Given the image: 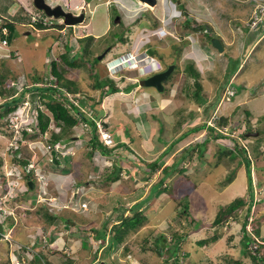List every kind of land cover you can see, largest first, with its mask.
Segmentation results:
<instances>
[{"label": "rangeland", "instance_id": "374dc122", "mask_svg": "<svg viewBox=\"0 0 264 264\" xmlns=\"http://www.w3.org/2000/svg\"><path fill=\"white\" fill-rule=\"evenodd\" d=\"M75 1L62 0L65 4L63 9L66 10L71 7L73 10ZM78 1L79 4H83L82 0ZM118 1L123 2L124 0H108L110 3L108 8L110 10L117 8L122 15H125L121 5L119 8L117 7ZM179 1L181 5L175 9L180 10L181 13L180 15L176 13L177 16H172V14L169 16L170 12L173 13L174 3L164 5L166 12L162 15L164 17L163 26L160 22L152 25L156 19L153 17L157 15V10L150 5L151 9L154 8L151 10L153 17L149 19L150 13L148 16L143 14L141 19L135 20L139 5L134 3L132 6L134 10L125 11L128 14L124 18L126 26L121 27L129 32L130 40L136 34L146 31L150 24L154 30L159 28L161 31L170 32V34L163 36L151 37L150 43L146 45L155 51V56L160 60L163 68L170 64L175 65L161 91L154 87L135 85L136 76L133 79L131 76H124L119 79L118 75L111 78L106 72V58L94 61V55L102 54L101 50L104 43L107 44L113 39L110 29L102 33L106 24H111L112 21L111 18L107 22L104 21L103 16L99 14L104 7L103 4V7L98 11H85V18L82 23H86V25L83 29L88 34L99 36L93 38L92 41L85 40L88 34L81 37L69 35L65 41H60L57 36L50 33L46 37L44 36L43 41L40 40L42 35L37 34L39 32L32 30V33L27 34L24 30L27 29L26 27H19L20 34L16 35L17 30H15L14 35L26 44L25 48L23 46L20 49L21 55L17 59H8L6 52L1 50L0 75L6 74L1 87L6 88L9 94H18L24 81L31 82L33 80L32 74H38L39 77L47 76L50 60L59 59L57 53L63 51L62 47L68 43L69 51L78 65L70 67L59 61L62 64L59 65L62 72V79H59L60 84L63 89L75 91L73 93L76 94H71L70 97L75 98L80 108L88 115L93 114V112L86 106V103L92 104L97 101L98 108L102 110L96 120L99 137L103 142L102 134L104 132V134L109 133V138L104 140L105 143L109 147L116 146L109 154H104L98 149L89 154L91 148L89 139L92 134L89 132L88 125H84L81 120L76 126L68 129L67 134L61 136L59 140L61 145L69 142L65 144L67 150H73L74 154L65 156L62 161H59V165L56 162L52 164L49 162L46 169L57 174L66 171L71 172V183L74 186H70L75 187V189L78 187L81 195L78 201H74L72 208L60 210L56 217L53 216L55 230L65 232V234L61 233L64 240L65 235H68L66 233L69 232L66 230H70L72 234L68 235L66 242L62 243L61 246L58 244L59 248L49 250L50 254L55 257L51 255L50 260L46 258L45 264H101L103 261H105L104 264H175L172 261V253L175 250L168 247L171 245L170 239L174 233L183 235L179 249L181 264H237L234 260L238 259L241 262L238 264H242L244 261L250 262L249 257H241L239 251V244H242L240 223L244 216L245 205L240 213H236V219L224 223L222 226L221 224L214 226L211 221L220 206L230 202L233 198L243 196L245 200L248 199L245 164L239 155L230 158L224 152L225 150L242 148L241 145H244L249 152H252L251 146L257 145L260 153L256 156L251 154V175L257 186L260 179L262 181L259 185L263 186L264 184V38L256 43V38L248 42L247 34L256 37L258 33L256 30L248 28L252 8L250 4L246 7L244 0ZM94 2H90L88 8L92 7ZM215 2H219L217 5L219 9L210 13L207 10L208 5H215ZM128 3H130L129 0L123 6L129 8ZM16 5L15 3L10 6L7 4L9 6L8 13H12ZM30 5H34L33 0H30ZM30 5L24 8L22 2L19 3V6L27 9V11H29ZM157 5L161 6V0H157ZM236 5L243 7L244 11L239 14V18L234 19L230 13L237 10L236 7L238 6ZM0 6L2 7V5ZM140 6L142 7L141 4ZM144 11L148 12L149 9ZM247 12L248 15H246ZM3 15L11 18L7 14ZM25 20L28 21V17ZM130 20L135 22L134 25H131L133 21L130 22ZM202 26L206 27L207 34L209 33L217 39L220 38L224 49L221 52L215 50L222 56L214 57L204 52L205 46L211 47V45L201 29ZM142 27L144 30H141ZM29 29L30 27H28ZM221 29L226 30V37L231 41L230 46L227 44V40L220 36ZM127 31H124V34ZM262 33L264 32L260 34ZM160 34L162 33L160 32ZM138 38L139 36L135 38L136 41ZM123 39L127 41L128 38L123 35ZM34 40L35 42H33ZM130 42H128V46ZM17 43L18 41H15V44ZM51 43L56 44L54 52L51 48L48 49ZM86 44H88L87 52L81 53L80 51ZM2 59L3 61H1ZM189 63L196 71L193 76L187 68ZM92 65L93 69H90ZM61 68H66V70L62 71ZM234 71L235 74L232 75ZM133 72L127 71L125 74ZM95 74L101 79L109 77L113 79L118 90L100 97L99 94L102 92L92 86L93 83L95 84ZM68 80L74 83L69 82L68 85ZM40 81L43 79L41 78ZM197 81L202 87L201 90H197ZM7 82L9 83L7 84ZM226 83H231L241 92L238 94V100L235 98L230 102L220 104L217 100ZM125 87H129V91L126 92ZM107 89L106 85L103 92H106ZM241 93L244 95L243 97ZM27 96L29 95L27 94ZM7 97H0V102ZM27 98L30 99V97ZM210 102L216 103L208 113L205 112L204 106L212 105L209 104ZM26 103L27 105L23 106ZM33 108V103L24 102L18 107V114L11 115L10 119L17 116L18 124L24 123L23 128L25 129L36 126V113H33ZM43 111L48 110L43 107ZM222 113L227 117L226 123L222 125L230 127L228 132L232 134L231 139L229 137L228 140H209V145L205 150L202 147L201 152L196 145L205 140L208 132L196 133L187 140L181 139V142L173 143L174 138H177L189 126L205 124V118L208 119L209 114L210 117H215V115H222ZM22 121L23 123H21ZM179 121L183 123L178 124ZM50 124L53 126V122ZM231 129L234 132H231ZM245 130L246 132H258V134L246 137L243 136ZM12 131L6 125H0V181L2 179L3 157L7 163L6 157H11L15 153L13 149L20 148L22 154L19 153V155L30 158L31 162L36 165H40L42 159L49 161L50 151L47 152L46 149V143H50L49 141L35 136L33 138H21L25 141L18 143L19 140H15L17 138L13 137ZM168 145H172V147L163 153ZM61 150L65 151L64 149ZM155 159H159V166L149 172L147 163H152ZM173 164L175 165L174 170L157 188L159 192L155 194L157 196V199L154 200L155 204L148 202L150 200L148 197L143 200L149 189L161 178L162 168L170 167ZM114 165H121L120 177L114 180L112 184L110 183V187L106 185V182H95L104 178ZM76 181L82 185H76ZM103 181L108 180L105 178ZM94 182L97 186L93 185ZM54 185L48 188V191L50 195L56 196L57 192ZM1 191L0 186V194ZM89 191L96 193L89 196ZM32 192L33 189L24 192L27 205H30L35 198L36 192L34 191L33 194ZM256 192L254 191V194ZM256 197H260V199L255 203V207L251 208L250 217L257 218L254 220H257L254 223L260 230L257 237L263 236L264 238V190L259 195L256 194ZM22 198L23 196L18 197L15 203L20 204ZM151 198L153 199L152 196ZM139 201H142L139 207L141 211L139 226L135 230L127 229L126 232L129 233L124 237L123 242L116 243L112 249H106L105 239L102 241V239L96 238L92 228L98 229L107 222L109 230L112 231V222H117L112 221L113 216L109 218L112 207L121 204L124 207V214H129V207ZM12 202L13 200L10 203L12 204ZM179 202L181 205H187L188 213L195 218L194 223L197 227H194V224L186 217L181 216L179 218L177 216ZM20 207L17 208V210L20 209V213H23L21 219L19 217L20 222L25 226L32 222L33 232L41 218L45 221L43 222L44 227L50 226L48 223L52 220L50 222L47 220L46 216L50 214L44 213L43 205L39 204L37 207L36 210L41 211V214L36 219L33 212L24 208L26 206L21 205ZM66 217L67 219H65ZM2 223L8 227L11 221L2 220ZM19 225V223L14 224L13 233L16 232L18 238L28 240L27 234L24 236L23 232L19 231ZM252 226L253 220H250L246 224V229L251 230ZM214 234L218 236L215 241L205 244L197 242L203 238H210ZM152 241L161 242L158 248H163L162 255H158L153 248H149L153 245ZM99 243H103V245L99 246ZM4 247L6 244L0 242V253L4 251ZM42 251L40 253H43ZM44 251L48 250L44 249ZM124 252H126L125 255ZM128 260L130 261L127 262ZM0 263L6 264L3 261Z\"/></svg>", "mask_w": 264, "mask_h": 264}, {"label": "trees", "instance_id": "16d2710c", "mask_svg": "<svg viewBox=\"0 0 264 264\" xmlns=\"http://www.w3.org/2000/svg\"><path fill=\"white\" fill-rule=\"evenodd\" d=\"M264 1V0H263ZM22 8V7H21ZM249 25V24H248ZM8 27L9 30V34L7 35V40L8 43H11V39L15 34V30L12 23L9 22L8 19H3L0 22V27ZM38 27H40V25H38ZM251 30H256V32L258 33V35L264 31V20L257 24L256 27L250 28V26L248 27ZM196 29V28H195ZM204 31L205 36L207 37V41L210 44V39L212 37L211 34H207L206 32V27L201 28ZM257 35V36H258ZM247 40L248 42L253 41V38H256L253 35H249L247 34ZM92 37H85V40H90ZM122 40L123 36L120 38ZM67 43V41H66ZM65 43V44H66ZM87 46L88 44L85 45V47H83V49L80 51L81 53H86L87 52ZM69 45L67 43V45H64L62 48L64 49L63 51H60V53L58 54L59 59H52L49 62V73L51 75H53L54 77H56L58 80L62 79V75H61V71L59 68V65L64 63L67 66L70 67H75L76 65H78V63L76 62L74 56L70 53V49H69ZM14 48H11V55H14L13 52ZM3 61V59L1 60ZM61 61V62H59ZM94 61H97L96 58H94ZM61 64V65H62ZM175 66V65H174ZM90 69H93V65L90 66ZM188 69L191 71L192 67L189 65ZM62 71L66 70V68H61ZM96 75V74H95ZM193 76V73H192ZM6 77V74H1L0 75V97L2 96H9L7 98H5L3 101L0 102V125L3 124V126H5L7 124V116L9 115V113H11L19 104V102H21L24 99L25 94L28 92L29 96H30V100L31 101H37V102H41L48 110L49 113H44L41 110H37L38 113V128H39V132H34V133H29L26 131V129L22 130V135L26 138H33L35 136H39L41 138L44 139L45 135H49L50 139L49 141L52 142H56L57 140H59L61 138V136L63 134H67L68 129L72 128L73 126H76L79 121L81 120L82 123H85L86 125H88L89 127V132L90 134H92L91 138L89 139V142L91 143V148L89 151V154H91L92 152H94L96 149L100 150V152H103L104 154H109L112 152V150L114 148H116V146L114 147H109L107 144H105L104 142L101 141L100 137H99V133H98V129H97V118H99V115L101 114L102 110H100L97 106V101L93 102L92 104L90 103H86V106L90 109V111L93 112V114L88 115L84 112L83 109H81L78 105H76L74 102H72V99L68 96V94H66L65 91H63V89H61V84H56L55 86L52 87V85H48L45 83H42L40 81V79H47L45 77H39L38 74H32L31 78L33 79L32 81H36V82H41V84L38 82V84L36 85H25L22 90L20 92H18V94H9L7 89L1 87V85L4 83V79ZM95 84L93 83V88L94 89H99V92H102L100 95V97H102L105 94H110L113 93L115 91L118 90L117 85L114 83V81L111 78H104L101 79L99 78L97 75L95 76ZM69 82L74 83L71 80H68L67 84L69 85ZM9 82H7L8 84ZM107 85L108 89L107 91L103 92V88ZM196 85L198 86L197 90H201V85L199 83V81L196 82ZM126 92L129 91V87H125L124 89ZM67 91V89H66ZM71 92V91H70ZM75 92V91H73ZM72 92V93H73ZM75 94V93H74ZM198 96V95H197ZM213 105V104H212ZM208 106L206 107V111L208 112L210 107L212 106ZM51 119V121H50ZM226 117L225 116H220L219 118H217L215 120V123L218 125H222L224 123H226ZM53 122V127L52 129L49 128V124ZM180 122V123H179ZM178 124H182L183 122L179 121ZM203 130H205L206 132H208L207 137L205 138V140L199 144L196 145L197 148L200 150V152L202 151V147L207 148L208 141L210 140H219V139H229V135L228 134H224L219 132L217 129H215L213 126H206L204 123H200V124H195L192 126H189V128H187L185 131H183L177 138H174V142L173 143H177V142H181L182 140H187L189 138H191L193 136V134L195 135L196 133H200ZM244 136V135H243ZM243 138V137H242ZM231 139V137H230ZM123 144V143H120ZM172 147V145H168L167 147H165V149L163 150V153H166L167 150H169ZM242 148H235V149H227L224 152L227 154V156H229L230 158H234L236 155H239L241 157V160H243L244 164H245V170H246V176H247V184H248V199L245 200V198L243 196H237L235 198H233L230 202L220 206V208L216 211L211 223L212 225H219L221 224L224 225V223H228L231 220L236 219V213L238 212V209H241L242 207H244L245 205V212H244V216L241 220V225L240 228L242 229V244H239V251H240V256H247L249 257L250 262H243L242 264H264V238L263 236H259V239L262 241H259L258 239H255V241L253 240L250 232H248L246 230V228L244 227V224H246L247 222V215L249 213V210L251 208L252 202H253V192H252V178H251V173H250V168L252 166V162H251V154L253 156H256L258 153H260V151H258L257 149V145L256 146H251L252 147V152H249L246 147L244 145H241ZM189 148V147H188ZM11 150V149H9ZM8 150V151H9ZM16 156L17 157H12V159L20 164H24L26 162V159L24 157V155H19L22 154L20 151V148H16L13 149ZM238 152V154H237ZM247 153H249L250 158L248 157ZM218 155H220V153H218ZM221 156V155H220ZM182 158V157H181ZM181 160V159H180ZM180 160L178 161L180 163ZM54 162H57L56 159H54ZM148 167L147 170L149 172H152L155 168H157L159 166V159H155L152 163H147ZM174 164L171 165L170 167H163L162 168V176L161 178L154 183L153 187L151 188V193L150 196H152L153 198L156 197L155 194L159 192V190H157V188H159L161 186V183L164 181V179L174 170ZM121 169V165L117 166L114 165L113 169L104 177V178H100L99 181H95V182H106L107 186H109V184L118 179L119 176V172ZM108 180V181H103V180ZM262 179H260L258 181V184L261 183ZM111 186V185H110ZM109 186V187H110ZM96 192L92 193V191L88 192L89 196H92L93 194H95ZM118 198H120L119 196H117ZM129 214H124V207H122V205H116L112 207V213H110L109 218L111 216H113L112 221H117L116 223L112 222V231L109 230L108 226H107V222L100 228L98 229H94L92 228V230L94 231V235L96 238H100L102 239V241L105 239L106 241V249L112 248L115 246V244L123 242V240L125 239L124 237L129 233H127V229H136L141 222V218H140V213L141 211L139 210V202L135 203L134 205L129 207ZM242 210V209H241ZM39 211V210H38ZM41 212V211H39ZM47 211L44 210V213H46ZM49 216V217H48ZM186 217V219H189V221L195 225L194 221L195 218L190 217L189 218V213H188V207L186 204L181 205V203H178V217ZM47 220L50 222L51 220H53V215H47ZM188 217V218H187ZM67 219V217L65 218ZM256 222V221H255ZM256 225V224H255ZM197 227V226H196ZM253 231L254 234L258 236L259 231L258 230V226H253ZM108 235V238L106 239V236ZM110 235V236H109ZM217 235L214 234L212 235V237L210 238H203L198 240L197 242L200 244H205V243H210L211 241H215L217 239ZM165 238V237H164ZM183 239V235L179 234V233H174L172 238L170 239V246L169 249L173 248L175 251L172 253V257L170 256V258H172V261L175 264H181L179 261V245L181 243ZM256 242L257 243V253H253L252 249L249 247V243L250 242ZM153 245L152 247L150 246L149 248H153V250H155V252L158 255H162V251L163 248L161 247L160 249L159 244L161 243L160 241H152ZM103 245V243H99V246ZM125 249V248H124ZM128 250V248H127ZM8 251V248H5L3 252L0 253V262H6V264H8V256L6 255ZM126 252H124L125 255ZM128 253V252H127ZM53 255V254H52ZM35 258H37L36 254L34 255ZM54 256V255H53ZM43 257H46V254H43ZM55 257V256H54ZM169 258V257H168ZM235 263H241L240 259L238 260H234ZM53 263V261L51 262ZM1 264V263H0ZM3 264V263H2ZM119 264V263H118ZM120 264H124V263H120Z\"/></svg>", "mask_w": 264, "mask_h": 264}, {"label": "clouds", "instance_id": "9594fccd", "mask_svg": "<svg viewBox=\"0 0 264 264\" xmlns=\"http://www.w3.org/2000/svg\"><path fill=\"white\" fill-rule=\"evenodd\" d=\"M46 1L48 3H50L52 6H54L55 4L59 3V4L62 5V7H65V4H64V2H62V0H46ZM127 1L128 0H124L123 1L124 3L118 1V6L117 7L119 8V6L121 5V8H122V11L124 12V14L125 15H128L125 11H127L128 9L130 11L131 10H134V9H132V6L134 5V3H137L139 5V9L137 11L138 12V15H137V17H136L135 20H138L139 18L141 19L143 14H146L147 15V11H144V9H149V11L151 12V16L149 18H152L153 17L151 10H153L155 8V10L159 11L160 12V15L158 16V18H157V15H154V18H156L157 20L155 19L152 25H154L155 23H158V22H160V24L162 26L164 25L163 24V18L164 17L161 16V15H164L165 12H166L165 11V7H164V5L166 3L167 4L168 3H174V8L172 7L173 13H178V15H180V13H181L180 10H176L175 9V7H177L178 5L179 6L181 5L179 0H174V1H171V0H161V6H158L157 5V0H156V2H155L154 5H150L147 2H144V1H141V0H129L130 1V3H128L129 4V8L123 6V5L127 4ZM140 4L142 5V7L140 6ZM149 5L150 6H153L154 8L152 7L153 9H151V7ZM30 6H31V9H29V11H27V9H24L25 10V13L24 14L28 17V21L27 20L23 21V19H22V22L23 23H19L20 26L17 25V22H15L13 19H11V18L9 19L8 17H5L4 15L3 16L0 15V19L1 20L8 19L9 22L12 23L14 29L18 28V30H19V27H26L27 30H28V27H30V29H29V32L30 33H32V30H34L36 32H39L37 34H42V33H45V34L50 33L51 35L54 34V36H57L58 39H60V41H65L66 37L69 36V35L70 36L72 35L73 37H81V36H84V35L88 34L83 29L85 27L86 23H82L83 20H84V18H85V11L86 10L79 11V12H74L75 15H78L80 12H84V17H83V20L81 22L74 23V24H71L70 25V24H66L64 22V18H63L59 23H53L52 25H44V24H42L41 22H38V21L33 22L32 19H31V16L32 15H36V14H39L42 17H44V16L45 17H55V16H53V15H47L42 9H38L34 5H30ZM251 7L253 8V4H251ZM140 10H143V11L140 12ZM87 11L92 12L89 9H87ZM118 11H119V9H118ZM26 16H25V19H26ZM169 16H170V13H169ZM133 20H130V22L133 21ZM134 23L135 22L133 21V23H131V25L132 24L134 25ZM38 25H40V27H38ZM152 25L150 24V27L147 28V30L144 31L143 33H139L138 35L136 34V36L133 39H131V40L129 39L130 36L128 35V33H129L128 31L126 32V34H124V36H126L128 38L127 41H125V40L123 41L121 39H117V40L113 39V40H110L112 42V48L109 49V50H107L104 54H100L101 55V58H99V59L106 58V65L105 66H106V72H107L108 76H110L111 78H114V76H117L118 75L120 77L119 79H121V77H124V76L125 77L126 76H131V78L133 79V77L136 76L135 77V80H134V84L135 85L136 84L137 85L139 84V85H142L144 87H152V86H145V85H143L141 83V80L144 79L145 77H148V76L154 74V73H157V72H160V71L166 69L168 65L166 66V68H163L160 60L155 56V51L153 49L151 50L150 48L146 47V45L150 43L151 37H153V36H156L157 37L159 35H162L163 36V35H166V34H170V32L168 33L164 29H163L164 31L159 30V28L157 30H154L152 28ZM63 27L66 28V32H64V34H62V32H61V29ZM3 28L6 29V32L5 33H2V36L1 37H4L7 40V35L9 34V30H8V27H4L3 26ZM52 30H53V32H50ZM141 30H144L143 27L141 28ZM73 32L76 35H74ZM160 32L162 34H160ZM137 36H139L138 41H136V39H135ZM89 37H92L90 39V41H92V39L95 38L96 36H93L91 34H88L87 35V38H89ZM97 37H99V36H97ZM212 37H214V36H212ZM13 38H14V36L11 39V43H8V40H7V44L5 45V47H3V48L1 47L0 48V53H1V50H3L4 52H6V54L8 56L6 58H8V59L9 58L17 59L19 57V55H21L18 50H14V52H13L14 55H11V48H12L11 45H12ZM33 42H35V40ZM128 42H130V45L129 46H128ZM105 44L106 43H104V45ZM104 45H103V47H104ZM210 45H211V43H210ZM211 47H212V45H211ZM94 56L95 57H93V58L98 59V56L99 55H94ZM189 65L192 67L191 63H189L187 65V68H188ZM173 66H174V64H173ZM174 67H173V70H174ZM127 71L128 72L129 71H134V72L133 73H130V74L129 73L128 74H125V72H127ZM191 72L193 73V75L196 72L193 67H192ZM171 73L169 74V76L171 75ZM138 74H141V76H138ZM169 76L166 79L162 80L163 87H164V82L167 81V79L169 78ZM38 82H36V81H31V82L24 81L21 84L20 91L22 90V88L25 85H33V84L36 85V84H38ZM41 82L42 83H45V84H48V85H52V87L55 86L57 83L60 84V81L56 77H54L53 75H51L50 73L47 74V79H45V80L43 79V81H41ZM41 82H39V83L41 84ZM228 88H231L233 90V93L230 95V100L229 101L225 100V96L227 95L226 90ZM61 89H63V86H61ZM63 91H65L66 94H68L69 97L71 96V94L72 95H75L76 94V93L74 94V93H72V92H70L68 90L66 91V89H63ZM27 94L29 95V93L27 92L25 94V96H24V99L21 102H19L18 106L11 113H9V115L7 116V123H8L9 117L11 115H17L18 114V110H17L18 107L20 105H22L24 102L29 101L30 103H33V106H34L33 113L34 112L36 113V115H35L36 126H32L30 128V130H26V131L29 132V133H34V132L40 133L39 132V128L37 126L38 125V113H37V110L39 109V110H41L44 113H46V112L49 113V112L48 111H43V107L45 109H47V108L40 101L37 102V101H31L30 99H28L27 97H30V96H27ZM235 96H236V89H235V87L232 86L231 83H228L223 88V91L221 92V95H220V97H219V99L217 101L220 102V104L221 103L222 104H225V103L230 102L231 100H233ZM70 98L72 99V102H74L76 105L79 106V103L76 101L75 98H73V97H70ZM215 103H213V105L210 107V109L211 108H214ZM209 104H212V103L210 102ZM25 105H27V103L24 104L23 106H25ZM208 106H210V105H208ZM208 106L207 105L204 106L205 107L204 109H206V107H208ZM210 109H209V111H210ZM209 111H208V113H209ZM210 114H209V118L208 119H207V117L205 118L206 119L205 125L206 126H213L219 132L224 133V134H228L230 137H232L231 136L232 134L228 132V129L230 128L228 125H225V126L224 125H221L220 126V125H218V124L215 123V120L217 118H219L220 116H225V114L222 113V115L221 114H219L217 116L215 115L216 118L213 117V116L210 117L211 116ZM212 120H213V122H212L213 124L210 125V123L208 121H212ZM50 121H51V119H50ZM83 124L86 125L85 123H83ZM6 126H7V124H6ZM52 127L53 126L51 124H49V128L52 129ZM97 128H98V126H97ZM223 128H226V130L224 132L221 131V130H223ZM232 130L233 129H231V132H234ZM202 132H206V131L203 130ZM249 132H253V131H249ZM104 133L102 134V136H103L102 138H103V142L105 143V141H104L105 140L104 139V137H105ZM245 133H246V130L244 131V136H246ZM106 134H108V136H109V133H106ZM247 136H250V135H247ZM49 137H50L49 135L47 137L45 135L44 140L49 141V139H50ZM26 138H29V137H26ZM59 140H57L56 142L49 141L50 143H46V145H47L46 146L47 152L50 151V153H49V159L48 160L51 162V164L54 162V159H56L57 160L56 163H58V165H59V161H62L65 158V156H67L68 154H70V155H73L74 154V151L73 150H71V151L67 150V147H66L65 144H68L69 142H66L65 144L61 145V143H60ZM20 142H22V141L19 140L18 143H20ZM105 144H107V143H105ZM70 148H72V147H70ZM61 149H64L65 151H62ZM247 155L250 158L249 153H247ZM14 156L17 157L15 153L13 155H11V157H6L7 163L5 162V159L3 157L4 163L2 165V173H1L2 174V179L0 181L1 182V185H2V187H1V189H2L1 193L5 190L3 188V185H4L3 182L5 181L6 171L9 169V164L11 162H14L15 164H17L21 169L23 168V173H22L21 179L19 181L20 187H19V190H18L16 196L8 199V201L6 202L7 207L9 209H11V213H8L5 216L4 219H0V225L2 227L1 230H0V235H2L3 233H6V232L9 233V235H10V237L12 239L13 244H15L16 246L18 245L19 246L18 248H24V245H28V244L31 243L32 248L34 250V253H33V257L31 258L29 264H45V260L47 258V255H52V254H50V251L49 250H52L53 248H56V247L59 248L58 247V244L61 246V244L66 241V238L69 237L68 235L71 232L70 233L69 232L66 233L68 235H65V240H64L63 238H61V236H62L61 233H63V232H61L59 230L58 231L55 230V232H53V229H54L53 226L44 227L42 225V226L36 227L35 230H34V232H31V233L28 234V235L31 234L30 237L28 236L29 237V238H27L28 240H25V241L19 240L18 238L15 237V235L13 233V230H14V224H16L21 219V215L23 213H20V209L17 210V208H21L20 206L22 205V206H26V207H24L25 209L30 210L32 204H35V207H39V204H41V205H43V208L47 211V213H49L50 215L52 214L54 217H56L58 215V212L60 210H63V209L66 210L67 208H72L73 207L72 204L74 203V201L75 200L78 201L79 199H73V197H71L72 200H71V198L69 200H63L60 195H57V194H56V196L55 195H50V193L48 191V188H50L49 187L50 179L48 177V173L44 170L43 164H42V162L45 159H42L40 165H36L35 163H33V166L35 168H38L40 170V172H43L45 174V178L47 180L46 192H45V194H43V197L41 198L39 196L38 183H37V180H36L35 175H33L31 173H27V174L24 173V169L29 164V162H31V159L28 158V157H26V156H24L25 159H26V162L24 164H20V163L14 161L12 159V157H14ZM0 165H1V163H0ZM250 173H251V168H250ZM32 177H34L35 179H33ZM251 178H252V175H251ZM29 180H31L32 183H33V187H32V188H34L33 189V192L34 191L36 192V195H35L34 200H32V202H31L30 205H27L25 203V197H24V201H22L23 198L21 199V203H20L21 205L20 204H16L15 203V200H17L18 197L23 196L25 190H29L30 189V187L28 185V181ZM24 181H27V182H24ZM94 184H96V183L94 182ZM255 188L256 189H261V191H263L264 190V184H263V186H260L259 184L257 186V184L254 183V180L252 178L253 202H252L251 208L255 207L254 206L255 203L260 199V197H258L259 198L258 200L255 199V196H254V189ZM77 189L78 188L74 189V191H79ZM49 197H55V200L53 202H50ZM12 200H13V202L11 204L10 202ZM63 203L66 204V206H62ZM251 208H250L249 213H248V215L246 217V219H247L246 224L250 222L248 220V217L251 216L250 215ZM241 209L238 210L239 213L242 211ZM19 217H20V219H19ZM255 219H257V218L254 217V218L251 219V220H253V226H256L255 223H254L255 222L254 221ZM2 220L3 221H11V224L8 227H6L2 223ZM54 220L55 219H53L49 223V225L50 224L51 225H54L55 224V223H53ZM246 224H244V227L245 228H246ZM240 225H241V223H240ZM214 226H217V225H214ZM253 226H252V228H253ZM48 229L50 230L49 236H47L46 242H42L41 231H47ZM253 233H254V231H253ZM255 236L257 237V235H255ZM107 238H108V235L106 236V239ZM255 239L256 238H253L254 241H255ZM257 239L259 241H262L258 237H257ZM59 241H62V242H59ZM0 242L1 243H5L6 244V248H8V251H7V254L6 255L8 256V264H10V262H9V253H11L12 251L15 252L14 250H16V249H14L13 247H11L9 245V242L6 241V240H0ZM250 243H249V247H250ZM44 249H46L48 251H44ZM41 250H43L42 251L43 253H40ZM44 253L46 254V257L45 258L43 257V254ZM253 253H257V249H256V252H253ZM35 254H36L37 258H35V256H34ZM98 254H101V253L98 252ZM47 260H50V259L47 258ZM129 261L130 260H128L127 262H129ZM50 262H52V261H50Z\"/></svg>", "mask_w": 264, "mask_h": 264}, {"label": "built area", "instance_id": "2783aa9c", "mask_svg": "<svg viewBox=\"0 0 264 264\" xmlns=\"http://www.w3.org/2000/svg\"><path fill=\"white\" fill-rule=\"evenodd\" d=\"M251 1V4H253V8H252V13H251V20L249 21V26L250 28L256 27L257 24L261 23L264 20V1L263 0H248ZM31 19L33 22L38 21L41 22L44 25H52L53 22H51L47 17H42L39 14L36 15H32ZM1 22V19H0ZM6 29L3 27H0V48L5 47V45L7 44V40L2 36V33H5ZM62 34H64V32H66V28L63 27L61 29ZM74 35H76L73 32ZM227 95L225 96V100L229 101L230 100V95L233 93V90L231 88H228L226 90ZM11 117V116H10ZM8 120L7 123V127L12 131L13 129V137L17 138L15 139L17 140H21L22 142L25 140H22L21 138L22 136V130L25 129L23 128V121L21 123H23L22 125L18 124L17 122V116H14V119L11 118ZM216 118V117H215ZM210 123V125H212V121H208ZM17 124V125H16ZM22 126V127H21ZM12 129H11V128ZM26 130H30V127H26ZM220 130V129H219ZM226 130V128H223V130H221L222 132H224ZM24 138V137H23ZM106 138H109L108 134L107 136L104 137V139L106 140ZM23 173V168L21 169L17 164H15L14 162H11L9 164V169L6 171V175H5V181L3 182V188L5 189L1 194H0V219H4L5 216L8 213H11V209H9L7 207L6 202L8 201V199L16 196L20 184L19 181L21 179V175ZM24 173H31L33 175H35L37 183H38V190H39V196L42 198L43 194H45L46 192V184H47V180L45 178V174L43 172H40V170L38 168H35L33 166V163L29 162V164L25 167L24 169ZM0 186L1 182H0ZM254 191H257L254 196L255 199H259L258 197H256V194L258 195L261 192V189H254ZM50 202H53L55 200V197H49ZM53 204V203H52ZM62 206H66V204H62ZM51 209V208H50ZM251 217H248V220L250 221ZM248 232H250L251 236L253 238L257 237L255 236V234L253 233V228L251 230L247 229ZM50 230L48 229L47 231H41V235H42V242H46L47 236H49ZM0 240H6L9 242V245L11 247H13L15 252H11L9 253V262L10 264H29L31 258L33 257V253L34 250L32 248L31 243L28 245H24V248H18L19 246L13 244L12 239L9 235V233H3L2 235H0ZM250 248L252 249L253 252H256L257 249V243L256 242H251L250 243Z\"/></svg>", "mask_w": 264, "mask_h": 264}, {"label": "crops", "instance_id": "0c3cea01", "mask_svg": "<svg viewBox=\"0 0 264 264\" xmlns=\"http://www.w3.org/2000/svg\"><path fill=\"white\" fill-rule=\"evenodd\" d=\"M20 2H22V4H23V7H25V8H27V7H29V6H27V5H30V0H24V1H20V0H12V2H11V0H0V5H2V7L0 6V15H2L3 16V14H7V15H9V17H11V19H13L15 22H17V25H19L20 26V24L19 23H23L22 22V19L23 18H25V10L23 9V8H21L20 6H19V3ZM13 3H15V4H17L16 5V7L13 9V11H12V13H8L9 12V6L11 5V4H13ZM218 3L219 2H215V5H208V7L209 8H207V10H209L210 11V13H213V12H215V10H218L219 9V6H217L218 5ZM235 3H236V1H235ZM238 3V2H237ZM248 3V4H247ZM7 4L9 5V6H7ZM244 4L246 5V7L250 4V7H251V1H248V0H244ZM204 5V4H203ZM242 5V4H241ZM236 6H238V7H236V11H233L232 13H230V15L235 19V18H239V14H241V13H243V11H244V8L243 7H241L240 5H236ZM243 6V5H242ZM252 8V7H251ZM29 9H31V6H30V8ZM99 14L100 15H102L103 16V18H104V21H108L109 19H110V14H109V11H108V9H107V7H103V9H102V11H100L99 12ZM172 14V16L173 15H175V16H177V14L176 13H172V12H170V15ZM217 14V13H216ZM249 13L247 12V14L246 15H248ZM160 15V12L159 11H157V18H158V16ZM162 16V15H161ZM160 16V17H161ZM7 17V16H6ZM23 17V18H22ZM150 16H148V18H149ZM154 18V17H153ZM10 19V18H9ZM26 19H27V17H26ZM150 19V18H149ZM23 21H25V19H23ZM16 28V27H15ZM109 28V24L107 23L106 24V26H105V28H104V30H103V32L102 33H104V31L105 30H107ZM208 29H210V28H208ZM16 35L17 34H20V31H18V28H16ZM24 30H26V32H27V34H29L30 32H29V30H27V29H24ZM25 31L23 32L24 34L26 33ZM215 32H217V31H215ZM264 32V31H263ZM101 33V34H102ZM101 34H98V35H101ZM221 35L220 36H222V37H224L226 40H227V44L230 46V43H231V41L226 37V30H223V29H221V33H220ZM16 35H14V38H13V40H12V45H11V47L12 48H14V49H17L19 52H20V49H21V47H23L24 46V48L26 47V44H24V43H22L19 39H18V37L16 36ZM40 35H42V36H40V40H43L44 41V38L46 37L45 35H47V34H45V33H42V34H40ZM45 36V37H44ZM97 36V35H96ZM217 36V35H216ZM218 37V36H217ZM224 38H222V39H224ZM261 38H264V33H262V34H259L257 37H256V40H255V43L257 42V41H259ZM219 40H220V38H219ZM15 41H18V43L17 44H15ZM221 41V40H220ZM53 42V41H52ZM254 43V44H255ZM55 46H56V44H54L53 45V43H51V45H49V47H48V49H50L51 48V50L54 52L55 51ZM207 48V49H206ZM224 48V47H223ZM205 49H206V51H205ZM205 49H204V52H207V53H209L210 55H212V56H214V57H217V55L218 56H222L219 52H217L213 47L211 48V47H207V46H205ZM215 50V51H214ZM199 52H202L201 50H198ZM57 54H59V52L57 53ZM213 57V58H214ZM192 60H193V58H191ZM235 74V71L233 72V74L232 75H234ZM231 75V76H232ZM229 80V79H228ZM229 82H230V80H229ZM227 84V83H226ZM235 87V86H234ZM235 89H236V87H235ZM254 90V89H253ZM241 92V90H237L236 89V96L234 97V99L235 98H237V100H238V98H239V96H238V94ZM255 92H256V90H255ZM242 94V93H241ZM221 95V94H220ZM244 95L242 94V97H243ZM256 96H258L257 94H256ZM241 97V96H240ZM213 98V97H212ZM211 98V99H212ZM207 101V100H206ZM205 101V102H206ZM204 102V103H205ZM50 161H43V168H44V170L48 173V177H49V179H50V182H49V187H51V186H53L54 185V183H55V185H54V187H55V189H56V192H57V195H60L61 196V198L63 199V200H69L71 197H73V199H79L80 198V195L81 194H79V191H74V189H75V187L74 188H72L70 185H73V183H71V181H72V179H71V175H72V173L70 172H68V171H66V172H63V173H51L52 171H50V170H47L46 169V165L49 163ZM50 164H51V162H50ZM56 169V168H55ZM54 181V182H53ZM24 182H27V181H24ZM78 182L79 181H76L75 183H76V185H82V183L81 184H78ZM93 184V183H92ZM93 185H96L97 186V184H93ZM92 185V186H93ZM74 186V185H73ZM110 186V185H109ZM78 188V187H77ZM31 189H34V188H30L29 190H31ZM70 189V191H68ZM29 190H28V192H29ZM77 190H79V188L77 189ZM90 192V191H89ZM150 193H151V189H149V192H148V194L146 195V197L143 199V200H145L147 197L148 198H150V200L148 201V202H152L153 204H155V201L154 200H156L157 199V196L156 197H154L153 199L151 198V196H150ZM32 194H33V192H32ZM24 195H23V199H22V201H24ZM72 199V198H71ZM142 200V201H143ZM142 201H139V207H140V205H141V203H142ZM37 209V207H35V204H32V206H31V209H30V211L31 212H33V216L35 217V219L38 217V215L39 214H41V212H39L38 210H36ZM140 210V209H139ZM216 213V212H215ZM31 215H32V213H31ZM215 215V214H214ZM177 216H178V213H177ZM190 217H192V216H190L189 215V218ZM180 218V217H179ZM194 218V217H193ZM42 219V218H41ZM39 219V222L36 224V227H39V226H42L44 223L43 222H45L44 221V219ZM55 221V220H54ZM17 223H19L20 225H19V227H20V229H19V231L20 232H23L22 234L25 236L26 234H27V236H26V238H29L30 236H31V234L30 235H28L29 233H31V232H33L32 230V222L29 224V225H27V226H25V225H23L21 222H20V220H19V222H17ZM54 223V222H53ZM49 224V223H48ZM65 225H68V224H65ZM50 226H53L54 227V229H53V232H55V225H51L50 224ZM194 227H196V226H194ZM64 230H66V229H64ZM66 231H69V232H71L70 230H66ZM64 234H65V232H63ZM70 234H72V233H70ZM15 237L16 238H18L17 236H16V232H15ZM29 236V237H28ZM61 238H63V235L61 236ZM19 240H22V241H25V240H23V238H18ZM70 240H71V238H69ZM69 239H68V242H70L69 241ZM66 240H67V238H66ZM66 242V241H65ZM71 242H72V240H71ZM181 244V243H180ZM81 246H82V242H81ZM6 247H4V249H5ZM179 248H180V245H179ZM110 249H112V248H110ZM47 258H49V259H51V255H47ZM95 259H96V257H95ZM105 263V261H103L101 264H104Z\"/></svg>", "mask_w": 264, "mask_h": 264}, {"label": "water", "instance_id": "95a60500", "mask_svg": "<svg viewBox=\"0 0 264 264\" xmlns=\"http://www.w3.org/2000/svg\"><path fill=\"white\" fill-rule=\"evenodd\" d=\"M85 2L89 3L91 0H84ZM144 2H147L150 5H154L156 0H141ZM33 4L36 8L42 9L47 15H53L55 17L58 16H63L64 22L66 24H74L81 22L84 17V12H80L78 15H75L74 13L70 11H66L63 9L62 5L57 3L54 6H52L50 3H48L46 0H33ZM210 43L212 47H214L216 50L219 52L223 51V45L220 42L219 39L216 37H211ZM101 58V55L98 56V59ZM173 64H170L167 66L166 69L154 73L148 77H145L144 79L141 80V83L145 86H152L156 90L161 91L163 89V84L162 80L166 79L169 74L173 71ZM258 132H246L245 135H250V136H256ZM28 185L30 188L33 187V183L31 180L28 181ZM1 225H0V230H1Z\"/></svg>", "mask_w": 264, "mask_h": 264}, {"label": "flooded vegetation", "instance_id": "af4514ba", "mask_svg": "<svg viewBox=\"0 0 264 264\" xmlns=\"http://www.w3.org/2000/svg\"><path fill=\"white\" fill-rule=\"evenodd\" d=\"M102 4L104 5V7H107L109 14L110 15L112 14V17H110L112 21H111V24H109L108 29L111 30L113 39L115 40L120 39L124 35V31H127L126 29L121 28V27H123V25L126 26L124 18H126L128 15H122L120 11H118L116 8H112L110 10V8H108V4H110L108 0L95 1L93 3V6L88 9L91 11H98L99 9H101V7H103ZM124 7H127V6H124ZM111 48H112V42L110 41L109 43L104 45L102 50L105 49V51L102 52L101 50V53L104 54L107 50Z\"/></svg>", "mask_w": 264, "mask_h": 264}, {"label": "bare ground", "instance_id": "6f19581e", "mask_svg": "<svg viewBox=\"0 0 264 264\" xmlns=\"http://www.w3.org/2000/svg\"><path fill=\"white\" fill-rule=\"evenodd\" d=\"M83 1V4H79V1L78 0H76L75 1V3H74V6L73 7H75V8H73V10H72V8L71 7H69V9H66V10H69V11H71L72 13H74V12H79V11H84V10H87L88 9V5H90V2H92V1H96V0H91L89 3H87V2H85L84 0H82ZM71 8V9H70ZM144 10H146V9H144ZM151 14V12L150 11H148L147 12V16H148V14ZM149 16H151V15H149ZM51 22H53V23H59L62 19H63V16H58V17H47ZM105 136H106V134H104Z\"/></svg>", "mask_w": 264, "mask_h": 264}]
</instances>
